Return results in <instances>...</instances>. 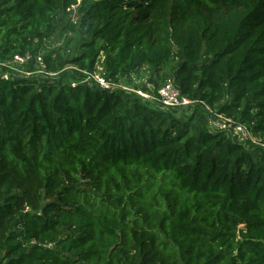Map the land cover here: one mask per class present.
Segmentation results:
<instances>
[{"label":"trees","instance_id":"1","mask_svg":"<svg viewBox=\"0 0 264 264\" xmlns=\"http://www.w3.org/2000/svg\"><path fill=\"white\" fill-rule=\"evenodd\" d=\"M65 19L80 52L15 72ZM102 56L116 82L175 61L261 143L82 82ZM0 69V264H264V0H0Z\"/></svg>","mask_w":264,"mask_h":264},{"label":"rangeland","instance_id":"2","mask_svg":"<svg viewBox=\"0 0 264 264\" xmlns=\"http://www.w3.org/2000/svg\"><path fill=\"white\" fill-rule=\"evenodd\" d=\"M73 12H72V19L73 20H78L79 14H77V6H74L73 8ZM65 24H66V19L63 20L62 22L58 23L57 29L55 31V33L51 36L50 39L46 40L44 42V44L40 47L39 51H38V55L41 56L42 58H44V56L46 54H48L51 51L57 50L59 52L62 53V55L66 56L67 58H71L72 56L76 55L77 53L80 52L81 50V45L84 41L87 40V37L84 36L79 30L76 31H66L65 28ZM103 58V56H102ZM102 59L100 58L99 61L96 64V68L95 70L97 71H102L105 72L103 64L101 63ZM35 62V61H34ZM175 61H173L172 63L169 64L168 69L175 65ZM9 65H14V69L15 72H18V74H27V75H38V74H42V69H44V67L39 63V62H35V63H31L30 61L28 62L27 59H16L15 61H10ZM67 66L66 68H76L77 66L75 65H71ZM167 68L163 71L164 73L161 74V76H154L153 79H151V74L148 70L144 69L141 70L139 73L135 74L133 79L129 78H124L123 80H121V83L127 85L129 87V89H127V93L128 94H132V98L134 97H139L137 93H135L133 90L140 88L142 90H149V91H153L156 90V88H158L163 80L165 79V73L168 72ZM2 69H0L1 71ZM46 70V67H45ZM55 74V73H54ZM150 78V79H149ZM140 98V97H139ZM231 98V94L229 93L228 95V99ZM155 104H151L150 106H154ZM216 110V109H215ZM179 115L184 116L183 118L185 119H189L192 116V110H182V112H178ZM207 117L206 119H194L193 121V129H192V134L197 133V129L199 126H206L208 124V127L210 128V130H212L213 132H216V130L213 128L212 124H211V114H206ZM195 126V127H194ZM229 135H231V138L235 141L238 142H242L246 148L249 149H254V145L255 143L251 140H246V141H241L238 136H235L234 134L230 133ZM255 138V136H254ZM258 141H261L259 137H257Z\"/></svg>","mask_w":264,"mask_h":264},{"label":"built area","instance_id":"3","mask_svg":"<svg viewBox=\"0 0 264 264\" xmlns=\"http://www.w3.org/2000/svg\"><path fill=\"white\" fill-rule=\"evenodd\" d=\"M74 6L78 5H73ZM27 59L30 60L31 54H27L25 57L23 56H15V59ZM102 61L104 58H102ZM101 61V63H102ZM36 62H39L43 67L41 68L42 71H46L45 67L46 64L44 63V59L41 56L36 57ZM70 66V65H69ZM84 74L86 75L82 82H89L91 85L97 84L104 89H116V88H123L125 90L129 89V87L121 82H116L111 80L106 76V72L102 71H88L83 70ZM56 74V73H55ZM52 73V75H55ZM135 74H133L134 77ZM135 93L138 94L144 101L147 103L155 104L154 106H158L164 110H183L195 107L197 103H202L205 105L209 114H211V124L216 131H223L228 134L232 133L241 141L251 140L255 144L261 143L258 141L257 136L253 132L252 123H244L235 120L233 117L226 115L225 113H221L211 106H209L203 100H196L187 97L184 95L177 85L174 78L170 77L167 78L162 85H160L156 90L149 91V90H142L140 88L133 90ZM255 136V138H254ZM264 146V143H262Z\"/></svg>","mask_w":264,"mask_h":264}]
</instances>
